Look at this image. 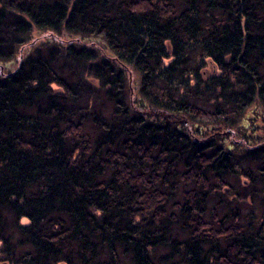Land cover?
Segmentation results:
<instances>
[{
	"label": "trees",
	"instance_id": "trees-1",
	"mask_svg": "<svg viewBox=\"0 0 264 264\" xmlns=\"http://www.w3.org/2000/svg\"><path fill=\"white\" fill-rule=\"evenodd\" d=\"M0 68V264H264V0H0Z\"/></svg>",
	"mask_w": 264,
	"mask_h": 264
},
{
	"label": "rangeland",
	"instance_id": "rangeland-1",
	"mask_svg": "<svg viewBox=\"0 0 264 264\" xmlns=\"http://www.w3.org/2000/svg\"><path fill=\"white\" fill-rule=\"evenodd\" d=\"M39 36H36V39L38 38ZM38 41H41V40H43L44 41V35H40V37L37 39ZM3 70V68H0V71H2ZM135 97H136V95H135ZM224 131H226V130H224ZM236 134V135H235ZM223 136H226V135H229V133L228 132H223V134H222ZM221 135V136H222ZM234 140H237L238 142H240V144L241 145H243L244 147H247L248 145L246 144V139H245V137L243 138L242 136H240L239 134H237L236 132L234 133V135H231L230 136V139H228L227 141H228V143H233L234 142ZM230 197H231V199L233 200L235 197H234V195H230ZM211 205H213V203L211 202ZM246 208V207H245Z\"/></svg>",
	"mask_w": 264,
	"mask_h": 264
}]
</instances>
